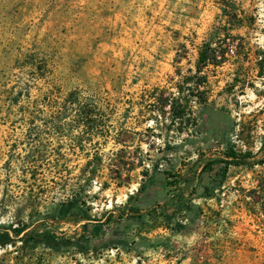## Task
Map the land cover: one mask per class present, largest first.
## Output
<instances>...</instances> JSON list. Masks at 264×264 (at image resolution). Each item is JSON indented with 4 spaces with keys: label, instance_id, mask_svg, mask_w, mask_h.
Returning a JSON list of instances; mask_svg holds the SVG:
<instances>
[{
    "label": "rangeland",
    "instance_id": "1",
    "mask_svg": "<svg viewBox=\"0 0 264 264\" xmlns=\"http://www.w3.org/2000/svg\"><path fill=\"white\" fill-rule=\"evenodd\" d=\"M183 76L181 135L147 94ZM2 234L0 264H264V0H0Z\"/></svg>",
    "mask_w": 264,
    "mask_h": 264
},
{
    "label": "trees",
    "instance_id": "2",
    "mask_svg": "<svg viewBox=\"0 0 264 264\" xmlns=\"http://www.w3.org/2000/svg\"><path fill=\"white\" fill-rule=\"evenodd\" d=\"M208 61L204 63L208 65ZM38 70V76L43 79L46 75L47 65L45 63L36 66ZM190 81L192 84L190 85ZM208 84L207 78L199 77L195 80L194 77H182L181 82L175 83L177 90V96L175 93L166 94V90L158 89L148 92L147 97L150 101H153V107L156 109L153 111L155 116H158L157 120L169 115L170 127L175 129L178 134L193 133L198 128V120L195 114L196 105L202 106L208 101L207 90L205 89ZM195 88V89H194ZM70 103L74 101L75 93H71L68 97ZM196 99V100H194ZM73 103V102H72ZM62 112H59L61 115ZM87 112L85 115H89ZM230 159H237V155L234 152L228 154ZM243 161V160H241ZM241 161L235 162L236 165H242ZM13 243L10 234H2L0 236V246L5 247L8 244Z\"/></svg>",
    "mask_w": 264,
    "mask_h": 264
}]
</instances>
